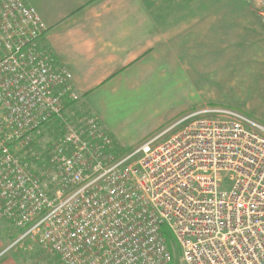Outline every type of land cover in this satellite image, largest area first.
Returning <instances> with one entry per match:
<instances>
[{"label": "built area", "instance_id": "2783aa9c", "mask_svg": "<svg viewBox=\"0 0 264 264\" xmlns=\"http://www.w3.org/2000/svg\"><path fill=\"white\" fill-rule=\"evenodd\" d=\"M256 7L264 0H249ZM26 0H0V217L46 264H264V124L204 106L123 153L40 45ZM56 140L36 160L35 134ZM9 246L4 252L8 250Z\"/></svg>", "mask_w": 264, "mask_h": 264}, {"label": "crops", "instance_id": "0c3cea01", "mask_svg": "<svg viewBox=\"0 0 264 264\" xmlns=\"http://www.w3.org/2000/svg\"><path fill=\"white\" fill-rule=\"evenodd\" d=\"M26 2L45 25L40 45L71 73L78 100L70 110L96 116L116 145L124 124L163 112L156 83L190 76L194 37L189 27L163 24V8L151 6L158 0Z\"/></svg>", "mask_w": 264, "mask_h": 264}, {"label": "rangeland", "instance_id": "374dc122", "mask_svg": "<svg viewBox=\"0 0 264 264\" xmlns=\"http://www.w3.org/2000/svg\"><path fill=\"white\" fill-rule=\"evenodd\" d=\"M151 6L163 8L165 26L189 27L194 65L189 66L186 80L156 83L163 112L124 124L117 141L120 151L137 148L185 111L204 106L236 109L264 124V6L256 7L249 0H158ZM56 137L52 124L35 134L29 145L36 154L34 162L43 159V151ZM163 230L171 238V264H182L174 238L168 228ZM16 235L14 227L0 217V264L47 263L49 257L35 242L10 247Z\"/></svg>", "mask_w": 264, "mask_h": 264}, {"label": "trees", "instance_id": "16d2710c", "mask_svg": "<svg viewBox=\"0 0 264 264\" xmlns=\"http://www.w3.org/2000/svg\"><path fill=\"white\" fill-rule=\"evenodd\" d=\"M163 232H164V230H163ZM164 235L166 236V234H165V232H164ZM166 239H167V241L170 243L171 242V238L169 239L168 237H166Z\"/></svg>", "mask_w": 264, "mask_h": 264}]
</instances>
